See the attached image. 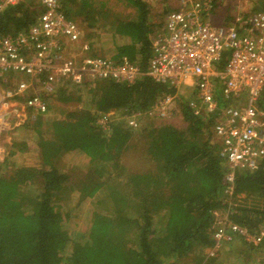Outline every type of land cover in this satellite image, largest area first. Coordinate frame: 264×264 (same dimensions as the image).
<instances>
[{"label": "trees", "instance_id": "trees-1", "mask_svg": "<svg viewBox=\"0 0 264 264\" xmlns=\"http://www.w3.org/2000/svg\"><path fill=\"white\" fill-rule=\"evenodd\" d=\"M62 1L67 19L94 32L87 37L92 55L146 67L159 23L145 1L117 0L130 9L126 15L111 14L103 1ZM223 1L214 0L213 12ZM257 3L264 10V0ZM175 9L173 2L167 10ZM10 11L0 14V35ZM101 31L110 34L103 44ZM176 93L146 77L131 86L105 82L94 88L68 81L50 113L61 112L57 101L79 105L84 98L81 108L63 109L62 117L31 116L21 130L34 141L36 166L11 162L28 152L22 139L12 141L0 161V264H222L221 252L236 254V264H264V169L236 173L228 200L213 115H193L175 98L179 124L157 120L129 128L118 120L106 131L96 124L100 112L150 110L158 98ZM72 153L85 161L74 172L61 171L62 156ZM64 199L70 207L59 204ZM227 209L229 220L260 236V243L248 245L234 234L210 257L212 212Z\"/></svg>", "mask_w": 264, "mask_h": 264}, {"label": "built area", "instance_id": "built-area-1", "mask_svg": "<svg viewBox=\"0 0 264 264\" xmlns=\"http://www.w3.org/2000/svg\"><path fill=\"white\" fill-rule=\"evenodd\" d=\"M20 1L0 0V14ZM38 3L42 11L37 24L25 35L0 36V81L13 82L0 89V135L10 128L12 116L23 120H19L20 126L27 110L46 114L49 102L45 96L54 93L52 84L61 78L131 86L146 77L173 89L193 86L195 99L189 106L193 115H213L212 135L225 162L223 193L229 201L236 173L264 169V12L218 25L212 21L214 0H176V9L166 13L161 31L152 36L151 55L146 67L141 68L128 60L90 56L89 43L80 42L77 24L61 12L62 0ZM67 49L71 58L64 56ZM225 53L226 64L218 69ZM18 76L30 80H19ZM29 91L30 97L18 99ZM175 98L177 94L158 98L149 112L172 119ZM128 124L136 126L134 119ZM2 149L0 145V160L5 155ZM227 211L212 212L215 243L207 252L210 257L234 234L248 245L260 243V236L231 222Z\"/></svg>", "mask_w": 264, "mask_h": 264}, {"label": "rangeland", "instance_id": "rangeland-1", "mask_svg": "<svg viewBox=\"0 0 264 264\" xmlns=\"http://www.w3.org/2000/svg\"><path fill=\"white\" fill-rule=\"evenodd\" d=\"M109 2L110 6L113 8V10L116 13L126 15L127 13L130 12V9H126L123 4L120 1L117 0H106ZM145 1L149 8L151 9V14L150 18L153 20L154 23H159L157 24L154 29L155 32L159 29V25L161 21L164 20V17L167 13L168 7L170 8V5L175 2L176 0H143ZM264 10H261L259 3H257V0H224L223 4L218 8L213 16L214 19L212 20L215 24L218 25H223L225 23H228L232 21L235 17L238 16H243L247 17L251 14L254 13H263ZM227 18V19H226ZM103 21V20H102ZM101 21V22H102ZM101 22L98 24L100 25ZM89 33V32H87ZM101 38H100V44L106 43L109 39V32H102L101 31ZM155 34V33H154ZM107 47V45L105 46ZM5 84V85H4ZM13 82H2L0 81V89L6 87V85H12ZM178 98L180 99L181 103L184 104V106L190 105V101L195 99V91L193 87L191 88L190 91L188 89H185V86L182 85L179 89H177ZM193 94V97L191 96ZM53 105L54 102H51ZM58 105V110L61 112H55V114L58 115V117L63 116V109H75L77 108V105H74L75 103L69 102V103H59L58 101L56 102ZM80 108V106H78ZM174 114H173V124H179L182 123V116H181V109L179 108L178 104L176 103L175 109H174ZM25 122V121H24ZM140 124L143 127H149V125H155L158 124L157 120L154 118L151 119H146L144 118L143 120L140 121ZM21 130V129H20ZM2 135H0L1 137ZM17 139H22L25 141V145L28 147V152H24L22 154L16 153L13 157H11V162L13 164L17 165H22V166H36L37 161H36V153L33 150L34 147V141L30 139V134H25L22 130L21 132L19 131L12 137L10 138L11 140H17ZM10 142H4L0 141V145L2 147V144L4 145L3 147V152L5 154L6 148L8 147L7 145L10 144ZM21 142V141H20ZM4 157V156H3ZM85 161L84 157H80L79 155H76L74 153L63 155L61 160H60V166L59 168L61 171H72L73 169H76L79 163H82ZM133 162L129 161V164L131 165ZM77 176V175H76ZM59 204L65 205V207H70L71 202L67 199L62 200ZM64 207V206H63ZM234 247H238V245H234ZM235 250L234 248L231 250ZM232 254V256H231ZM218 257L221 261L222 264H236V254L228 253V252H221L218 254Z\"/></svg>", "mask_w": 264, "mask_h": 264}, {"label": "crops", "instance_id": "crops-1", "mask_svg": "<svg viewBox=\"0 0 264 264\" xmlns=\"http://www.w3.org/2000/svg\"><path fill=\"white\" fill-rule=\"evenodd\" d=\"M97 2H102L104 3V9L106 8H110L109 10L112 11L111 14L116 13L113 8L110 6L109 2L106 0H96ZM63 2V1H62ZM11 12V15L13 14V16L10 18V21L6 24V34L0 35V36H6V37H16L20 34H26L29 30V28L33 25L37 24V20L39 17V14L42 11V7L41 5L38 3V0H21L17 5L11 6L9 7ZM61 12L64 14L63 9H62V3H61ZM65 15V14H64ZM27 19H33L34 22H30ZM214 19V16L212 17V20ZM74 23L77 24L79 30L81 31V35H82V39L80 40V42H84V43H88V33L87 32H92L88 29L85 28V26H83L82 24H80L78 21H74L71 20ZM165 23V17L164 20L161 21L160 25H159V29L155 32V34H157L158 32L161 31L163 25ZM94 33V32H92ZM90 46V45H89ZM151 48H152V40H151ZM90 56H97V55H92L91 51H89L88 53ZM87 54V55H88ZM72 53L70 51H68V49L66 50V52L64 53L65 58H71ZM73 59V58H72ZM16 78V76H15ZM17 79L19 80H23L28 82L30 79L28 77H24V76H18ZM68 81L74 85H84L87 86L88 88H94V86H96L97 84L100 83H105V82H110V81H103V80H99V79H92V80H88L86 78H82L81 80H76V79H72V78H61L59 80V82L57 83H53L52 85L54 86L55 90L54 93L52 95L49 96H45V100L48 101V110L46 112V114H36L34 112H30L29 110H27L23 116V118L25 119V122L22 123L20 126H18L23 120L21 118H17L15 116L10 117L9 121H13V123L11 124V122L8 124L10 127L6 133H4L1 137H0V141H4V142H10V138L12 139V137L14 135H16V133L19 132V130L25 125V123L32 118H34L33 116L35 115H42L43 118H48L51 115H54L55 113L51 112L50 106L52 105L51 102H54V97L56 95V93L65 88V85L68 84ZM112 82V81H111ZM138 82V81H136ZM135 82V83H136ZM114 83V82H113ZM134 83V84H135ZM117 84V83H116ZM133 84V85H134ZM124 85V84H121ZM193 86H191L192 88ZM191 88H189L188 91L191 90ZM32 95V92L29 91L28 94L24 95L22 98H18L21 101L26 97H30ZM84 101V98H83ZM82 101V103H83ZM82 103H80L78 106H80V108L82 107ZM137 113V116L133 117V114ZM103 120H100V119ZM144 118L146 119H151L154 118L156 120H166L168 122H173V119L169 118V119H161L160 117H157V115L152 114L149 112L148 110H143V111H129L127 109H119V110H110L106 113H101L98 115L97 119H96V124L99 125L98 127H100V129H104L105 131L107 129H110V125H112L114 122H117L118 120L123 121L124 123H126V126L129 128H136L138 126V124H140V121L143 120ZM130 119H134L136 122V126L132 127L128 124V121ZM22 120V121H19ZM19 121V122H18ZM16 126H18L16 128ZM13 140H11L12 142ZM10 142V144H11ZM10 144H8L7 146H9ZM2 147H4V145L2 144ZM1 161V160H0Z\"/></svg>", "mask_w": 264, "mask_h": 264}, {"label": "clouds", "instance_id": "clouds-1", "mask_svg": "<svg viewBox=\"0 0 264 264\" xmlns=\"http://www.w3.org/2000/svg\"><path fill=\"white\" fill-rule=\"evenodd\" d=\"M186 89V88H185ZM189 90V89H188Z\"/></svg>", "mask_w": 264, "mask_h": 264}]
</instances>
